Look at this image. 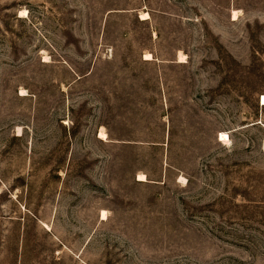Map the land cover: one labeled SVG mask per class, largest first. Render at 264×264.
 <instances>
[{
  "label": "rangeland",
  "instance_id": "rangeland-1",
  "mask_svg": "<svg viewBox=\"0 0 264 264\" xmlns=\"http://www.w3.org/2000/svg\"><path fill=\"white\" fill-rule=\"evenodd\" d=\"M263 97L264 0H0V264H264Z\"/></svg>",
  "mask_w": 264,
  "mask_h": 264
},
{
  "label": "bare ground",
  "instance_id": "bare-ground-1",
  "mask_svg": "<svg viewBox=\"0 0 264 264\" xmlns=\"http://www.w3.org/2000/svg\"><path fill=\"white\" fill-rule=\"evenodd\" d=\"M27 12L26 11H23L22 12V15H23V17H26L27 16ZM149 19H151V16H150V14H143V20L144 21H146V20H149ZM234 20H237V13H235V16H234ZM181 55V58L182 59H185V57H184V55H182V54H180ZM154 58H153V56L151 55V54H148L147 56H146V58H145V60H147V61H151V60H153ZM181 60V59H180ZM23 96H25L26 94H25V91H23ZM263 102H264V97H263V100H262ZM263 105H264V103H263ZM221 137H222V140H221V142H229L230 141V137H229V135L228 134H226V133H222L221 134ZM100 138L101 139H103V140H105V139H107V134L103 131V132H101V134H100ZM146 180V176L145 175H140V181H145ZM103 219L105 220V219H107V217H108V215H107V213L106 212H104L103 213Z\"/></svg>",
  "mask_w": 264,
  "mask_h": 264
}]
</instances>
